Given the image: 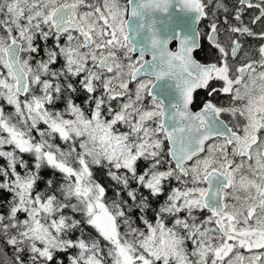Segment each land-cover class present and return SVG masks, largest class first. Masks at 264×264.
I'll return each mask as SVG.
<instances>
[{
  "label": "snow or ice",
  "instance_id": "6c2138e0",
  "mask_svg": "<svg viewBox=\"0 0 264 264\" xmlns=\"http://www.w3.org/2000/svg\"><path fill=\"white\" fill-rule=\"evenodd\" d=\"M178 2L0 0V264H264V0Z\"/></svg>",
  "mask_w": 264,
  "mask_h": 264
},
{
  "label": "water",
  "instance_id": "95a60500",
  "mask_svg": "<svg viewBox=\"0 0 264 264\" xmlns=\"http://www.w3.org/2000/svg\"><path fill=\"white\" fill-rule=\"evenodd\" d=\"M140 0H126L127 12H130ZM129 19L130 26L139 23L137 18L131 16H126ZM145 23L154 22L153 30L161 38H173L176 33H183L187 31V24L191 22V14L182 11V6L179 4L178 0H169L168 10L162 11L159 9L147 10L145 13ZM179 25V26H178ZM195 27V25H193ZM148 35L147 29L142 30L138 35L131 36L133 43L139 47L140 43L145 41V37ZM169 47L175 50L178 47V42L174 39L170 40ZM145 59L151 60V56L148 55Z\"/></svg>",
  "mask_w": 264,
  "mask_h": 264
},
{
  "label": "trees",
  "instance_id": "16d2710c",
  "mask_svg": "<svg viewBox=\"0 0 264 264\" xmlns=\"http://www.w3.org/2000/svg\"><path fill=\"white\" fill-rule=\"evenodd\" d=\"M245 19H247V17H245ZM254 28H255L256 31H259L260 30V26L259 25L254 26ZM206 51H207V49H206V46H205V51L204 52H200L198 54L197 58L198 59H201V60L206 59L207 58L206 57ZM83 98H84L83 96L78 97L77 98V103L82 102ZM57 106L58 107H61L60 105H57ZM6 150H10V148L8 146H6ZM5 163H6V161H4L2 158H0V165H3ZM44 175H45V178L46 179L47 178H51L52 177L51 170H46L45 173H44ZM40 188L43 189L44 188V184H41L40 185ZM111 194H112L111 191H109V195H111ZM0 196H2V198H4V199H7L8 198V194L7 193H2V194H0ZM161 200H163V197H161ZM7 251L10 253V249H8Z\"/></svg>",
  "mask_w": 264,
  "mask_h": 264
},
{
  "label": "flooded vegetation",
  "instance_id": "af4514ba",
  "mask_svg": "<svg viewBox=\"0 0 264 264\" xmlns=\"http://www.w3.org/2000/svg\"><path fill=\"white\" fill-rule=\"evenodd\" d=\"M120 3H121V6H122V7H125V8H126V0H120ZM205 23H206V22H205ZM204 27H205L204 24H201V25H200V29H201V30H203ZM206 96H207V94H206L205 91H203V90H198V92L196 93L197 104H199V102H200L201 100L205 99ZM218 99L226 100L225 97H220V98H218ZM60 106L62 107V104H60ZM224 119L227 121L228 118H227V117H224Z\"/></svg>",
  "mask_w": 264,
  "mask_h": 264
}]
</instances>
